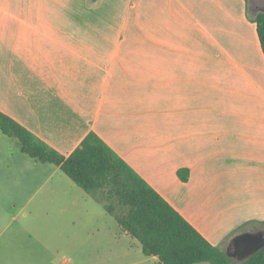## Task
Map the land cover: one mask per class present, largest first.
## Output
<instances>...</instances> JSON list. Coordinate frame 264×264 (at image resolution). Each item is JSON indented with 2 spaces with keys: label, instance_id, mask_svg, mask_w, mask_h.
I'll use <instances>...</instances> for the list:
<instances>
[{
  "label": "crops",
  "instance_id": "crops-1",
  "mask_svg": "<svg viewBox=\"0 0 264 264\" xmlns=\"http://www.w3.org/2000/svg\"><path fill=\"white\" fill-rule=\"evenodd\" d=\"M258 13L264 0H0V112L63 156L94 132L226 250L264 222ZM16 140L0 131V264H84L52 227L53 189L32 205L59 167Z\"/></svg>",
  "mask_w": 264,
  "mask_h": 264
},
{
  "label": "trees",
  "instance_id": "trees-1",
  "mask_svg": "<svg viewBox=\"0 0 264 264\" xmlns=\"http://www.w3.org/2000/svg\"><path fill=\"white\" fill-rule=\"evenodd\" d=\"M253 22L264 56V14H256ZM0 131L17 139L23 154L59 167L114 218L123 233L138 241L145 257H155L158 264L230 263L226 250L210 244L94 132L63 156L2 112ZM177 176L186 182L188 171L178 170ZM254 223L255 231L264 229V222ZM254 223L244 224L231 236ZM239 264H264V247Z\"/></svg>",
  "mask_w": 264,
  "mask_h": 264
},
{
  "label": "rangeland",
  "instance_id": "rangeland-1",
  "mask_svg": "<svg viewBox=\"0 0 264 264\" xmlns=\"http://www.w3.org/2000/svg\"><path fill=\"white\" fill-rule=\"evenodd\" d=\"M60 177L67 185L60 182ZM50 189H53V195L57 197L52 203V227H61L62 231L59 233L67 237L69 242L84 246V264H154L152 259L142 255L138 241L123 233L114 218L99 203L89 199L61 171L54 174L46 184L37 186L36 199L32 205L39 202ZM84 200L87 201L85 205ZM225 248L231 259L229 264H239L242 261L234 256L229 243Z\"/></svg>",
  "mask_w": 264,
  "mask_h": 264
},
{
  "label": "water",
  "instance_id": "water-1",
  "mask_svg": "<svg viewBox=\"0 0 264 264\" xmlns=\"http://www.w3.org/2000/svg\"><path fill=\"white\" fill-rule=\"evenodd\" d=\"M230 246L234 256L243 261L264 247V231L239 234L232 239Z\"/></svg>",
  "mask_w": 264,
  "mask_h": 264
},
{
  "label": "flooded vegetation",
  "instance_id": "flooded-vegetation-1",
  "mask_svg": "<svg viewBox=\"0 0 264 264\" xmlns=\"http://www.w3.org/2000/svg\"><path fill=\"white\" fill-rule=\"evenodd\" d=\"M256 233V232H255Z\"/></svg>",
  "mask_w": 264,
  "mask_h": 264
}]
</instances>
